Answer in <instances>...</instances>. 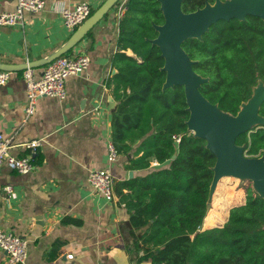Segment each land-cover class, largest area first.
<instances>
[{
	"label": "trees",
	"instance_id": "1",
	"mask_svg": "<svg viewBox=\"0 0 264 264\" xmlns=\"http://www.w3.org/2000/svg\"><path fill=\"white\" fill-rule=\"evenodd\" d=\"M206 2L214 0H182L181 8L190 12ZM159 5L158 0H126L110 58L115 69L107 80L115 101L111 141L118 154L128 156L130 170L148 168L153 160L169 162L114 182L128 212L120 231L131 252L148 264H264V199L251 181L244 203L229 209L223 225L202 226L215 156L187 129L183 86L162 90L164 59L150 42L157 35L153 25L164 20ZM182 47L194 71L208 78L200 92L225 112L235 115L258 82L264 83V21L257 16L218 20L201 39L188 38ZM259 113L264 116V102ZM173 135L180 138L177 144ZM236 143L245 146L246 155L263 154L264 126L241 133ZM215 222L208 219L207 225Z\"/></svg>",
	"mask_w": 264,
	"mask_h": 264
},
{
	"label": "crops",
	"instance_id": "2",
	"mask_svg": "<svg viewBox=\"0 0 264 264\" xmlns=\"http://www.w3.org/2000/svg\"><path fill=\"white\" fill-rule=\"evenodd\" d=\"M44 1L41 11L25 13L22 25H0V63L20 65L54 53L75 30L64 26L61 8L88 1L95 10L105 0ZM14 7L15 0H0V13ZM117 35L113 6L67 55L86 54L89 66L66 78V97L38 98L28 117L24 69L9 71L0 85V131L10 139V154L39 159L28 173L0 166V228L27 240L24 264H148L131 252L120 231L128 218L124 203L116 193L105 201L87 181L93 169L108 167L116 182L169 164L153 160L148 168L130 170L125 154L107 162L113 99L107 80L115 72L110 58ZM44 66L34 67L35 76ZM32 139H39V146L29 149L25 143ZM5 257L0 249V264Z\"/></svg>",
	"mask_w": 264,
	"mask_h": 264
},
{
	"label": "water",
	"instance_id": "3",
	"mask_svg": "<svg viewBox=\"0 0 264 264\" xmlns=\"http://www.w3.org/2000/svg\"><path fill=\"white\" fill-rule=\"evenodd\" d=\"M118 0H105L70 35L66 43L45 58L20 65L0 63L1 70H18L45 65L58 56L64 55L75 46L92 27L100 21ZM163 15L162 24H154L156 37L150 40L156 45L164 59L162 70L165 80L162 90L175 85L183 86L187 111V129L194 136L206 141L205 147L215 156L213 176L209 185L208 199L213 194L218 181L226 176L249 180L252 189L264 199V153L249 156L245 146L236 143L238 135L253 127L264 126V116L259 108L264 102V83L259 81L253 88L250 98L241 103L235 115L221 110L200 92L202 83L208 81L193 69L194 61L182 47L188 38L201 39L212 24L218 20L236 18L244 20L253 15L264 21V0H214L203 7L184 12L182 0H158ZM115 102L111 99L109 108ZM175 155H172V158Z\"/></svg>",
	"mask_w": 264,
	"mask_h": 264
},
{
	"label": "built area",
	"instance_id": "4",
	"mask_svg": "<svg viewBox=\"0 0 264 264\" xmlns=\"http://www.w3.org/2000/svg\"><path fill=\"white\" fill-rule=\"evenodd\" d=\"M45 6L44 0H15V7L11 11L0 13V25H22L26 12L36 13ZM115 17L117 21L124 15L127 6L126 0H118L115 4ZM92 10L88 1H81L73 8H61L60 16L65 27L77 28L90 15ZM89 66V57L86 54H78L73 57L58 56L45 64L40 76H35L34 68L27 66L23 70V79L26 86V116L34 113L36 101L42 96L55 97L63 100L66 97L65 80L68 76L84 71ZM9 78V71L0 69V85ZM177 144L179 136L173 135ZM39 139H32L25 143L29 149L39 146ZM10 139L0 131V166L6 165L10 170L17 173H28L34 168L31 155L13 156L10 154ZM118 152L112 143H107V162L113 163ZM158 164L154 161V165ZM87 181L90 187L105 201L115 198L113 175L108 167L93 169L88 173ZM6 193L10 194L12 188L6 186ZM0 249L5 252L4 264H24L27 257L28 242L12 231L0 228ZM68 258L72 254H67Z\"/></svg>",
	"mask_w": 264,
	"mask_h": 264
},
{
	"label": "rangeland",
	"instance_id": "5",
	"mask_svg": "<svg viewBox=\"0 0 264 264\" xmlns=\"http://www.w3.org/2000/svg\"><path fill=\"white\" fill-rule=\"evenodd\" d=\"M248 181L230 176L223 177L218 181L213 194L207 201V213L203 228L221 226L225 223L229 209L244 203L245 187L249 185ZM208 219H213L216 222L213 225H207Z\"/></svg>",
	"mask_w": 264,
	"mask_h": 264
}]
</instances>
